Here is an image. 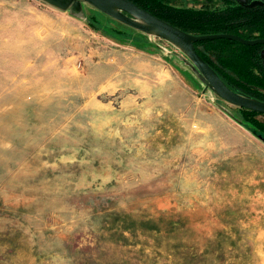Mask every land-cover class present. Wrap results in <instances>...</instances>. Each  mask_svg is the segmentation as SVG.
I'll return each mask as SVG.
<instances>
[{"label":"rangeland","instance_id":"obj_1","mask_svg":"<svg viewBox=\"0 0 264 264\" xmlns=\"http://www.w3.org/2000/svg\"><path fill=\"white\" fill-rule=\"evenodd\" d=\"M255 132L166 39L0 0V264H264Z\"/></svg>","mask_w":264,"mask_h":264},{"label":"trees","instance_id":"obj_2","mask_svg":"<svg viewBox=\"0 0 264 264\" xmlns=\"http://www.w3.org/2000/svg\"><path fill=\"white\" fill-rule=\"evenodd\" d=\"M156 17L193 35L235 34L247 40L264 38V6L232 8L226 12L186 11L175 8L171 0H131ZM198 46L208 50L201 54ZM199 54L236 93L264 102V46H245L235 41L217 40L196 44ZM215 49L219 53L213 52ZM210 50V51H209ZM251 122L259 139L264 140L260 115L238 108Z\"/></svg>","mask_w":264,"mask_h":264},{"label":"water","instance_id":"obj_3","mask_svg":"<svg viewBox=\"0 0 264 264\" xmlns=\"http://www.w3.org/2000/svg\"><path fill=\"white\" fill-rule=\"evenodd\" d=\"M51 1V0H49ZM97 8L99 11L118 20L119 22L148 33L155 30L160 33V37L166 39L173 45L182 48L186 57L191 60L203 76L208 86L213 89L217 95L227 103L237 108L245 109L260 115H264V102L258 101L234 92L218 75V73L209 65L208 62L199 54L196 44L206 41L229 40L235 41L245 46H264V38L253 40L244 39L235 34H210V35H193L177 28L168 22L156 17L149 11L139 7L131 0H85ZM243 6L251 5L252 7L264 6V0H236ZM52 2L66 6L69 0H52ZM134 18H139L146 25H141ZM261 57L264 61V49L261 51ZM264 142V140H263Z\"/></svg>","mask_w":264,"mask_h":264},{"label":"flooded vegetation","instance_id":"obj_4","mask_svg":"<svg viewBox=\"0 0 264 264\" xmlns=\"http://www.w3.org/2000/svg\"><path fill=\"white\" fill-rule=\"evenodd\" d=\"M222 2H223V4H225L229 7H233V8H240V7L251 8L252 7V2H250L249 4H251V5H248V6H243L239 2H237L236 0H222ZM227 8L224 10V12H226L228 10ZM229 9H232V8H229ZM263 49H264V47H262L261 51Z\"/></svg>","mask_w":264,"mask_h":264},{"label":"bare ground","instance_id":"obj_5","mask_svg":"<svg viewBox=\"0 0 264 264\" xmlns=\"http://www.w3.org/2000/svg\"><path fill=\"white\" fill-rule=\"evenodd\" d=\"M135 19V21L137 22V23H139V24H141V25H146L145 24V22L144 21H142L141 19H139V18H134ZM147 34H151V35H154V36H161L160 35V33H158L157 31H155V30H151V31H149ZM177 48H179L180 50H181V52L186 56V53H185V51L182 49V48H180L178 45H175Z\"/></svg>","mask_w":264,"mask_h":264}]
</instances>
